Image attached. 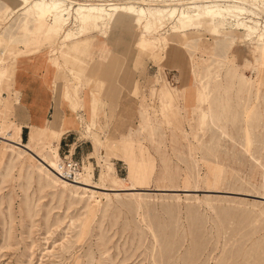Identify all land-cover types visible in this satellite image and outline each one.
Returning <instances> with one entry per match:
<instances>
[{
	"label": "rangeland",
	"instance_id": "1",
	"mask_svg": "<svg viewBox=\"0 0 264 264\" xmlns=\"http://www.w3.org/2000/svg\"><path fill=\"white\" fill-rule=\"evenodd\" d=\"M10 13L0 5V18ZM31 30L25 16L0 21V99L9 102L0 137L14 124L7 113L19 98L20 63H43L32 57ZM70 30L67 49L80 35ZM147 32L90 35L87 52L99 43L104 60L85 52V72L77 67L75 79L53 63L42 67L56 107L65 102L73 111L61 100V75L78 95L80 133L92 143L81 169L90 165L97 183L108 162L128 183L121 148L132 140L138 192L81 198L1 141L0 264H264V42L209 20L178 33ZM46 142L35 150L43 154Z\"/></svg>",
	"mask_w": 264,
	"mask_h": 264
},
{
	"label": "bare ground",
	"instance_id": "2",
	"mask_svg": "<svg viewBox=\"0 0 264 264\" xmlns=\"http://www.w3.org/2000/svg\"><path fill=\"white\" fill-rule=\"evenodd\" d=\"M0 5L2 8L11 10L8 17L0 18L1 22L11 20L14 16H25L32 21L33 30L30 31V34L34 40L38 41L37 50L32 52V57L40 56L43 59V69L46 71L47 65L53 63V67L64 69L65 72L71 73V77L74 79L75 72L70 69L71 67L67 65L66 61L68 50L65 34L66 31L71 32L70 27L77 26L80 30V35L73 37L75 40L88 38L92 34L101 35L103 39L108 40L109 35L118 29L137 36L143 28L150 29L146 35L151 38L153 35L157 36L163 27L169 28L171 33H178L191 25L196 27L209 20L218 26L231 25L235 29L243 31L244 39L247 41L255 44L264 42V0H0ZM47 18L56 27L55 31L47 25ZM36 52L39 53L36 54ZM50 56H53L51 60H49ZM68 84L70 82H65L60 97L61 100L70 102L73 111H75L73 105L76 98L72 97ZM18 102L16 99V103ZM80 125V122H76V128ZM64 132L65 129L60 132L58 137ZM0 139L13 150H19L31 156L36 161L39 172L43 173L46 170L53 178L60 181L63 187L67 185L76 187L75 190H70L73 195L90 198L91 196L89 197L86 193H91L92 196H101L109 193L118 195L120 192H128V195L130 193L135 196L133 192H138L135 189L136 179L132 166V140L129 143L124 142L121 148L123 161L129 167V182L117 178L112 164L103 162L100 165L102 169L96 183L93 182V168L90 165H84L82 169L80 166L75 181L68 182L62 179L59 171V165L62 162H58L56 149L50 148L45 154L34 153L31 151L32 148L26 146L21 145L22 150L18 149L19 147L15 148L14 139L8 133L2 135ZM93 144L95 152L91 155H97L99 150L96 146L99 144L95 142ZM98 160H100L99 157ZM46 176L57 185L51 176L48 174ZM105 180L111 183V187H106ZM141 193L138 195H142Z\"/></svg>",
	"mask_w": 264,
	"mask_h": 264
},
{
	"label": "crops",
	"instance_id": "3",
	"mask_svg": "<svg viewBox=\"0 0 264 264\" xmlns=\"http://www.w3.org/2000/svg\"><path fill=\"white\" fill-rule=\"evenodd\" d=\"M88 38L78 40L68 46L66 61L74 72L77 67L80 73L83 74L85 72L86 62L83 61L81 55L89 49L90 40ZM98 44L94 45L95 49L92 54L88 52L85 54V58L104 60V52L106 50L104 47L101 50V45ZM83 45L86 46L84 47ZM101 61L98 62V70L105 68V63H101ZM42 67L40 61L22 60L20 63L18 73L14 78V88L19 93V102L13 103L11 111L7 113L9 120L14 124L10 126L9 132L7 131L6 133L14 139L13 144L17 146L15 148L19 147L18 149L22 150V146H26L32 148L31 151L36 153L38 151L35 150L34 144L41 138H45L47 142L43 154L48 149L53 148L57 150L60 157L67 156L68 153L71 154L74 160L84 161L92 151V143L90 140L85 139L84 135H81L80 131L83 128V122L80 121L77 115L85 116V114L83 111H72L65 102H60L56 107L54 89L50 84V77L44 76ZM59 79L63 85L65 82H69L65 74L61 75ZM2 96L5 97L6 94L4 93ZM77 96L76 93L72 94V97L76 98H74L75 100L78 99ZM6 101V99H0V113L4 114L3 105ZM6 104H9V102ZM76 122L81 124L77 128ZM47 123L49 124L47 125ZM0 126H2L1 121ZM64 129L65 132L58 137Z\"/></svg>",
	"mask_w": 264,
	"mask_h": 264
},
{
	"label": "built area",
	"instance_id": "4",
	"mask_svg": "<svg viewBox=\"0 0 264 264\" xmlns=\"http://www.w3.org/2000/svg\"><path fill=\"white\" fill-rule=\"evenodd\" d=\"M80 165V161L74 160L67 153V156H63L62 158V164L59 165L60 176L68 182L75 181L76 174L80 170Z\"/></svg>",
	"mask_w": 264,
	"mask_h": 264
},
{
	"label": "water",
	"instance_id": "5",
	"mask_svg": "<svg viewBox=\"0 0 264 264\" xmlns=\"http://www.w3.org/2000/svg\"><path fill=\"white\" fill-rule=\"evenodd\" d=\"M27 150V149H26ZM29 152V151H28Z\"/></svg>",
	"mask_w": 264,
	"mask_h": 264
}]
</instances>
